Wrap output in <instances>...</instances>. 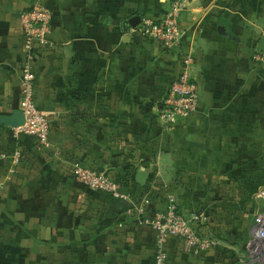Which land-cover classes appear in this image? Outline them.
<instances>
[{"label":"crops","instance_id":"0c3cea01","mask_svg":"<svg viewBox=\"0 0 264 264\" xmlns=\"http://www.w3.org/2000/svg\"><path fill=\"white\" fill-rule=\"evenodd\" d=\"M172 1L0 0V264H155L148 220L171 197L203 215L197 231L216 244L194 252L168 237L167 264H250L264 210V65L252 58L264 0H179L183 34L170 47L127 30ZM37 4L51 13V45L26 47L20 13ZM186 52L199 104L165 126L159 107ZM26 63L48 145L7 124ZM74 164L119 182L123 196L75 181Z\"/></svg>","mask_w":264,"mask_h":264},{"label":"built area","instance_id":"2783aa9c","mask_svg":"<svg viewBox=\"0 0 264 264\" xmlns=\"http://www.w3.org/2000/svg\"><path fill=\"white\" fill-rule=\"evenodd\" d=\"M182 9L181 1L173 0L162 18L142 17L133 32L144 41H153L164 47L175 45L183 34L178 22ZM50 17L49 9L40 4L20 13L26 47H29L32 41L51 45ZM252 58L256 63L264 65V47L255 48ZM195 63L192 53L181 55L179 73L168 85L159 107V116L165 126L188 118L198 107L199 85L194 77ZM19 80L22 91L20 111L24 122L22 125L11 127V132L15 137L29 136L42 145H48L51 122L35 105L34 74L28 63L21 68ZM73 178L90 189L104 191L114 197L123 196L119 190L120 183L103 172L74 164ZM261 197L264 199V193ZM202 216L186 214L172 197L165 211L152 213L148 223L155 231V264H167L165 241L168 237L179 238L194 252L216 244L213 238L202 236L197 231L196 225L203 219ZM254 221V233L247 243L248 260L250 264H264V210L255 216Z\"/></svg>","mask_w":264,"mask_h":264},{"label":"water","instance_id":"95a60500","mask_svg":"<svg viewBox=\"0 0 264 264\" xmlns=\"http://www.w3.org/2000/svg\"><path fill=\"white\" fill-rule=\"evenodd\" d=\"M136 25L133 23V20L130 19V21L128 22V27L126 25V28L128 30L129 26L135 27ZM126 33H127V31H126ZM23 122H24L23 114L21 113V111H19L16 115H14L8 119L7 124L11 127H15V126L22 125Z\"/></svg>","mask_w":264,"mask_h":264},{"label":"rangeland","instance_id":"374dc122","mask_svg":"<svg viewBox=\"0 0 264 264\" xmlns=\"http://www.w3.org/2000/svg\"><path fill=\"white\" fill-rule=\"evenodd\" d=\"M260 36H261V37H260L261 41H260V43H259V46H260V47H264V30H263V34H261Z\"/></svg>","mask_w":264,"mask_h":264},{"label":"trees","instance_id":"16d2710c","mask_svg":"<svg viewBox=\"0 0 264 264\" xmlns=\"http://www.w3.org/2000/svg\"><path fill=\"white\" fill-rule=\"evenodd\" d=\"M203 1H206V0H203Z\"/></svg>","mask_w":264,"mask_h":264}]
</instances>
